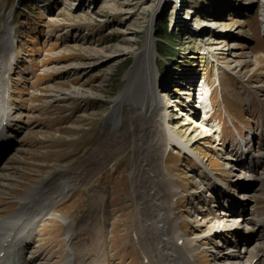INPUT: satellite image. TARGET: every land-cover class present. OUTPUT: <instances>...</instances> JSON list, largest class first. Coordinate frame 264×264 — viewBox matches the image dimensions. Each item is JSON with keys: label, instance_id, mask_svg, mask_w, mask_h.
Listing matches in <instances>:
<instances>
[{"label": "rangeland", "instance_id": "obj_1", "mask_svg": "<svg viewBox=\"0 0 264 264\" xmlns=\"http://www.w3.org/2000/svg\"><path fill=\"white\" fill-rule=\"evenodd\" d=\"M147 35L151 94L163 99L164 132L175 141L162 142L151 164L166 186L176 244L191 246L193 264H264V237L236 261L217 247L234 221L237 234L258 227L222 213L237 206L222 183L249 190L244 216L264 219V0H0L12 121L0 217L22 220L13 236L33 232L23 244L27 264L148 263L131 143L114 133L109 146L103 135ZM250 140L248 162L235 164L240 141ZM98 150L103 160L90 161ZM38 213L33 225L25 219Z\"/></svg>", "mask_w": 264, "mask_h": 264}, {"label": "bare ground", "instance_id": "obj_2", "mask_svg": "<svg viewBox=\"0 0 264 264\" xmlns=\"http://www.w3.org/2000/svg\"><path fill=\"white\" fill-rule=\"evenodd\" d=\"M152 48L153 46L150 42V35H147L145 43L142 44L138 51V55H136V62L133 65L130 74H127L129 82L126 85L125 90L113 100L112 110H119L120 115L116 121H112L108 124L103 135L107 132L106 135L109 136V146L111 145V142H114L111 138L114 133H117V135L122 138V140L119 141L121 144L124 141H130L131 143L133 152V162L131 164L132 180L134 183V190L137 191L135 195L136 201L139 203V200H141L140 213L143 217L142 221L145 223L142 225L141 230H139L141 231L139 242H143L148 251V253H145L149 258V263L193 264L189 257L190 250L192 249L191 246L185 245L181 242L178 245L176 244L178 237L176 236V233H174L173 228H171L173 223L169 212L170 204L168 205L164 200L166 197L164 194L166 186L163 182L162 175L156 168V163L154 162L151 164V160L159 157L161 147H163L162 142H164V145L168 142L175 143L173 138L167 135V132H164L163 110L165 104L163 99L161 96H153L151 94V92L155 90L154 84L156 81L151 59ZM5 54L6 49L0 44V151L5 150L3 145L5 142L2 141L1 135L5 134V131L11 122L9 117L11 104L6 93V72L9 67L6 66L7 60L3 61ZM3 66L5 67V70L3 69ZM200 102L201 100L199 103ZM94 148L97 149V145ZM240 149L242 148L240 147ZM112 153L113 149L108 147L104 152V156L107 154L108 158ZM98 156V161H102L103 153L100 150L96 151V154L92 155V157L90 156L89 159L90 161H93ZM238 164L240 165V162H238ZM239 182L241 183L242 181ZM60 192L61 191H59V193ZM242 197H247V195ZM232 202L235 203L234 200ZM235 207L236 209L229 207L232 214L240 213L242 207ZM237 216L241 217L240 221L252 219V217L244 215ZM39 218L40 216L38 213V215H30V217L25 219L33 225ZM21 221V219L14 218L13 216L4 218L0 217V264H27L29 261L23 257V252L25 250L24 246H28V243L33 238V232L27 235V237L20 236L19 234L13 236V232H9L12 227L19 225ZM256 221L257 222L254 221V224L258 226L257 229L248 227V229L246 228L245 230H248L251 235L256 234L254 237L262 238L264 236L260 234L259 229H264V219H262L261 216ZM237 222L238 221H234L232 225L228 226L229 231L224 234H226V236H234L235 239L241 243L246 239L242 238L243 234H237L234 230H230V228L232 229V227L237 226ZM259 224L262 226L259 227ZM175 225L177 226L176 222ZM150 226H154L155 231L152 232L149 228ZM222 227L224 228L225 226L218 225L214 229L216 230L220 228L222 230ZM167 230L169 232H167ZM256 230L258 231L256 232ZM214 235L215 234L213 233L212 236ZM18 237L20 238L19 243L17 242L18 245L16 246L15 244L16 247L10 250L8 244L10 245L13 239H17ZM20 240L23 241L20 243ZM148 242L151 244V249L149 248ZM256 247L258 251L262 245ZM239 253L240 252H236L233 254L234 258H237ZM257 256V253H253V257L256 258ZM227 257L229 256H226V258ZM68 262L70 264L72 260L68 259Z\"/></svg>", "mask_w": 264, "mask_h": 264}]
</instances>
